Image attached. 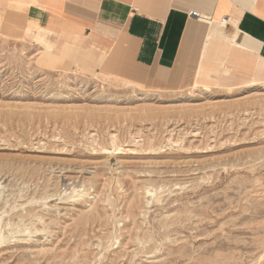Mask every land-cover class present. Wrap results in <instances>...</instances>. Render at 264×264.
I'll return each instance as SVG.
<instances>
[{"label":"rangeland","instance_id":"374dc122","mask_svg":"<svg viewBox=\"0 0 264 264\" xmlns=\"http://www.w3.org/2000/svg\"><path fill=\"white\" fill-rule=\"evenodd\" d=\"M26 6L0 0V264H264V83L64 66Z\"/></svg>","mask_w":264,"mask_h":264},{"label":"crops","instance_id":"0c3cea01","mask_svg":"<svg viewBox=\"0 0 264 264\" xmlns=\"http://www.w3.org/2000/svg\"><path fill=\"white\" fill-rule=\"evenodd\" d=\"M24 15L56 62L148 92L264 83V0H28Z\"/></svg>","mask_w":264,"mask_h":264},{"label":"built area","instance_id":"2783aa9c","mask_svg":"<svg viewBox=\"0 0 264 264\" xmlns=\"http://www.w3.org/2000/svg\"><path fill=\"white\" fill-rule=\"evenodd\" d=\"M191 15H193V16H199V15H198V12H191ZM222 22H223V23H227L228 21H227L226 18H224V19L222 20Z\"/></svg>","mask_w":264,"mask_h":264},{"label":"bare ground","instance_id":"6f19581e","mask_svg":"<svg viewBox=\"0 0 264 264\" xmlns=\"http://www.w3.org/2000/svg\"><path fill=\"white\" fill-rule=\"evenodd\" d=\"M18 230V229H17ZM15 239V238H14Z\"/></svg>","mask_w":264,"mask_h":264}]
</instances>
